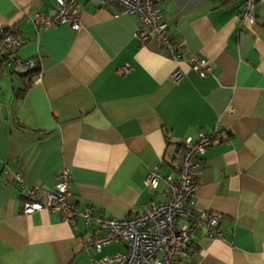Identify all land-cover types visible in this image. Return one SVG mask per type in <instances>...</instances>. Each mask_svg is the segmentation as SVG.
Wrapping results in <instances>:
<instances>
[{"label":"crops","instance_id":"0c3cea01","mask_svg":"<svg viewBox=\"0 0 264 264\" xmlns=\"http://www.w3.org/2000/svg\"><path fill=\"white\" fill-rule=\"evenodd\" d=\"M78 3L72 31L32 23L54 0H0V29L17 34L16 55L35 59L41 74L0 78V264H100L125 252L119 240L85 250L81 220L76 229L59 212L23 214L27 189L52 190L67 168L79 210L136 215L166 200L163 182L144 184L149 170L175 173L183 140L214 126L222 140L203 154L193 199L195 212L220 216L221 235L201 227L189 261L264 264V0L250 29L239 26L242 0H156L183 57L206 60L204 77L154 41L140 46L136 17Z\"/></svg>","mask_w":264,"mask_h":264},{"label":"built area","instance_id":"2783aa9c","mask_svg":"<svg viewBox=\"0 0 264 264\" xmlns=\"http://www.w3.org/2000/svg\"><path fill=\"white\" fill-rule=\"evenodd\" d=\"M101 7L111 8L114 15L134 16L138 23L135 37L140 46L149 42L158 43L166 54L174 59L185 58L191 68L200 76L207 73L206 60L196 54L185 57L169 35V22L156 6V0H94ZM258 0H242L239 26L250 29L256 24L254 14ZM80 5L78 0H54V8L49 13H36L31 21L37 29H51L66 26L72 31L80 27ZM20 42L11 32L0 29V78L3 71L11 70L18 74L36 72L35 59H20L16 55ZM127 67L119 69L123 74ZM173 79L180 78L174 72ZM41 74L36 72L34 80L40 81ZM222 140L218 126L200 131L196 138L186 137L181 143L179 166L175 173L162 175L161 166H153L144 184L156 188L160 182L165 185L164 202H151L136 215L114 219L95 212L91 207L79 210L69 200L68 189L71 174L63 168L55 174L56 183L52 190L30 187L26 192L23 214H32L42 209L59 212L63 220L73 228L81 220L87 228L83 248L99 252L103 246L119 240L125 243L126 251L105 255L100 264H191L189 253L197 231L204 227L209 238L221 235L220 216L210 212H195L193 193L195 179L202 171V157L206 150ZM18 182L22 176L16 175Z\"/></svg>","mask_w":264,"mask_h":264},{"label":"trees","instance_id":"16d2710c","mask_svg":"<svg viewBox=\"0 0 264 264\" xmlns=\"http://www.w3.org/2000/svg\"><path fill=\"white\" fill-rule=\"evenodd\" d=\"M7 31H8V32H11L15 37H17V34L14 33L12 30L7 29ZM31 74H32V73L28 74V75H29V78H30L29 80H31V76L34 75V74L31 75ZM28 75H27V76H28ZM27 89H28V87H25L24 89H22V90H21V94H24V93L26 92Z\"/></svg>","mask_w":264,"mask_h":264}]
</instances>
